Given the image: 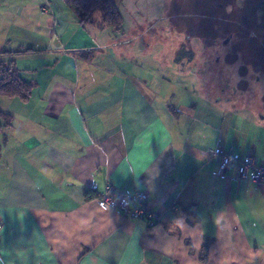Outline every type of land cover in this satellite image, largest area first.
I'll return each mask as SVG.
<instances>
[{"label": "crops", "instance_id": "obj_1", "mask_svg": "<svg viewBox=\"0 0 264 264\" xmlns=\"http://www.w3.org/2000/svg\"><path fill=\"white\" fill-rule=\"evenodd\" d=\"M96 27L61 0H0V53L34 85L27 102L0 97V264H264V185L205 154L264 163V115L220 82L188 96L140 76ZM108 184L146 190L160 221L87 199Z\"/></svg>", "mask_w": 264, "mask_h": 264}, {"label": "rangeland", "instance_id": "obj_2", "mask_svg": "<svg viewBox=\"0 0 264 264\" xmlns=\"http://www.w3.org/2000/svg\"><path fill=\"white\" fill-rule=\"evenodd\" d=\"M243 1L246 0H235V3L242 6ZM115 2L123 19L122 29L116 32L103 26L102 29L99 27V34H105L104 39L101 37L102 42L116 45L119 51L124 52L126 60L136 63L134 72L156 80L163 77L172 84L176 82V85L181 80L180 84L186 87L188 96L205 95L210 82H220L219 85L229 89L234 98H241L239 103H244L245 108L258 109L264 115V59L260 60V56L264 58V55L260 53L258 42L253 43V40L244 42L243 39H236L231 42L227 35L219 33L222 39L226 38L225 41L230 40V45L218 44L220 37L216 34L217 30L211 31L209 22L212 15L220 12L213 5L214 0ZM216 2L222 4L224 1ZM253 2L257 7L261 1ZM261 10L257 9L258 18L262 15ZM245 12L248 14L250 11ZM254 54L258 55L257 60L253 59ZM225 55L228 56L224 60ZM218 59L220 61L214 65ZM183 80L186 82L182 84ZM201 80L206 82L202 87ZM200 103L208 104L204 100ZM173 104L176 108V103Z\"/></svg>", "mask_w": 264, "mask_h": 264}, {"label": "trees", "instance_id": "obj_3", "mask_svg": "<svg viewBox=\"0 0 264 264\" xmlns=\"http://www.w3.org/2000/svg\"><path fill=\"white\" fill-rule=\"evenodd\" d=\"M61 1L64 6L75 12L80 27H84L85 25H95L97 27L106 26L116 32L122 29L123 19L115 0ZM218 1H224L222 4L220 3L222 6L217 9V11L220 10V12H217L218 20L216 21L219 32L231 35V42L232 40L234 42L236 39L237 41L243 39L244 42H248L249 40H253V43L258 42V44H256L261 50L260 53L264 55V0H260L261 2L257 7L254 5V0L243 1L242 6H237L235 0ZM257 9L258 11L262 9L260 18H258ZM248 10L250 12L246 14L245 11ZM95 14H99L100 21H95ZM255 14L257 16H255ZM255 17L257 21L253 19ZM241 53H243V56H246L244 51ZM18 54L19 53H0V56L9 58L7 61H0V97H7L10 99L16 98L21 102H27L34 85L21 78L20 72L14 61V55ZM256 57H258V55L256 56L254 54L253 59L257 60ZM219 61L220 59L213 64L216 65ZM0 121L4 122V124H2L4 127H8L11 124L12 117L0 111ZM86 197L87 199H94L97 196H95L92 191H88ZM206 249L207 245H204L202 249L203 256H205ZM202 260H204V258Z\"/></svg>", "mask_w": 264, "mask_h": 264}, {"label": "built area", "instance_id": "obj_4", "mask_svg": "<svg viewBox=\"0 0 264 264\" xmlns=\"http://www.w3.org/2000/svg\"><path fill=\"white\" fill-rule=\"evenodd\" d=\"M45 13V10H42ZM205 154L218 161V176H224L230 163L236 161L235 175L231 177L234 182H247L254 186L264 185V163L258 161L253 154L241 159L234 157L231 151L217 146L205 150ZM149 193L146 190H137L134 193H116L111 185H106L105 191L95 197L93 202L102 210L118 211L126 220H149L159 222L160 216L150 210L148 205ZM2 226L0 224V231Z\"/></svg>", "mask_w": 264, "mask_h": 264}, {"label": "flooded vegetation", "instance_id": "obj_5", "mask_svg": "<svg viewBox=\"0 0 264 264\" xmlns=\"http://www.w3.org/2000/svg\"><path fill=\"white\" fill-rule=\"evenodd\" d=\"M215 2H213V5H216L217 7H216V9H218L219 7H221L222 5L220 4V3H218V2H216L217 0H214ZM208 4H212V3H208ZM213 16V18H211L210 20H209V22L211 23V25H212V29H211V31H215V30H217V32H216V34H217V36H219L220 38H219V41H218V44H223L224 43V45L223 46H227V45H230V40L229 39H231L232 38V36L231 35H229V34H224L223 33V35H227V37H229V39L227 40V41H225V39H222L221 38V36H220V34L219 33H221V32H219V30L217 29V26H216V24H217V12H216V14H214V15H212ZM215 24V25H214ZM222 34V33H221ZM238 45V44H237ZM227 56L228 55H225L224 56V60L227 58ZM234 56V55H233ZM260 56V55H259ZM235 57V56H234ZM262 59H264L263 57H261L260 56V60H262ZM227 62H228V60H227ZM261 62V61H260Z\"/></svg>", "mask_w": 264, "mask_h": 264}]
</instances>
